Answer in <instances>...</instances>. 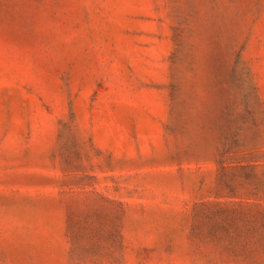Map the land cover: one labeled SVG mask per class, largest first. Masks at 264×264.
I'll list each match as a JSON object with an SVG mask.
<instances>
[{"label":"rangeland","instance_id":"rangeland-1","mask_svg":"<svg viewBox=\"0 0 264 264\" xmlns=\"http://www.w3.org/2000/svg\"><path fill=\"white\" fill-rule=\"evenodd\" d=\"M0 264H264V0H0Z\"/></svg>","mask_w":264,"mask_h":264}]
</instances>
